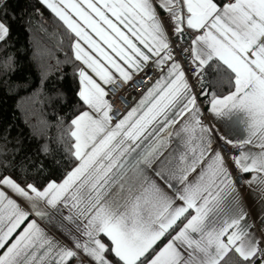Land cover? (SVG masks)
I'll return each mask as SVG.
<instances>
[{
	"label": "snow or ice",
	"instance_id": "6c2138e0",
	"mask_svg": "<svg viewBox=\"0 0 264 264\" xmlns=\"http://www.w3.org/2000/svg\"><path fill=\"white\" fill-rule=\"evenodd\" d=\"M0 52L41 137L0 131V264H264V0H0Z\"/></svg>",
	"mask_w": 264,
	"mask_h": 264
},
{
	"label": "trees",
	"instance_id": "16d2710c",
	"mask_svg": "<svg viewBox=\"0 0 264 264\" xmlns=\"http://www.w3.org/2000/svg\"><path fill=\"white\" fill-rule=\"evenodd\" d=\"M63 29H58L48 13H45V20L33 24L27 31L16 29L13 32L12 43L15 48L13 52H19L22 59L18 61V68L24 66V71L29 70L35 74V64L40 61L50 63L53 66L56 63L55 57L59 56L63 59V50L67 48L66 42L62 45L61 40ZM36 59L32 61L33 54ZM3 53L0 52V56ZM32 61V62H30ZM3 79V77H0ZM24 92H16L6 94L0 89V131L11 126V135L17 136L21 131L27 137L29 133H37L36 139L41 137L39 120V110L36 106L23 99ZM36 126L33 129V126ZM55 131V130H54ZM59 180L60 175L54 177Z\"/></svg>",
	"mask_w": 264,
	"mask_h": 264
},
{
	"label": "crops",
	"instance_id": "0c3cea01",
	"mask_svg": "<svg viewBox=\"0 0 264 264\" xmlns=\"http://www.w3.org/2000/svg\"><path fill=\"white\" fill-rule=\"evenodd\" d=\"M130 99L133 101L134 97L130 96ZM175 139V138H173ZM151 141H146L142 147L147 148L148 146H150ZM175 145H169L168 150H171L172 147H174ZM179 147H183V145H179ZM139 150V149H138ZM196 178V173H190L189 174V179H195ZM178 187H182V185H177ZM247 204L250 206L252 211L255 212H259V204L258 201L255 200L251 195H247ZM59 207L61 208V210L63 211L64 214H68V207H65L64 205H59ZM39 221V218H36ZM41 225L43 226V222H41Z\"/></svg>",
	"mask_w": 264,
	"mask_h": 264
},
{
	"label": "built area",
	"instance_id": "2783aa9c",
	"mask_svg": "<svg viewBox=\"0 0 264 264\" xmlns=\"http://www.w3.org/2000/svg\"><path fill=\"white\" fill-rule=\"evenodd\" d=\"M177 59L180 61H183L184 56H178ZM149 82L150 81H146V83H149ZM117 87H119V85ZM133 87L135 88L136 86L134 85ZM129 91L131 92V90H129ZM139 91H140V89L137 88L136 89L137 95L139 94ZM130 96H132V95H125L122 98L119 95H117L115 98V101H114V107L116 109H119L121 112H124L127 108H130L132 106V100L130 99Z\"/></svg>",
	"mask_w": 264,
	"mask_h": 264
}]
</instances>
